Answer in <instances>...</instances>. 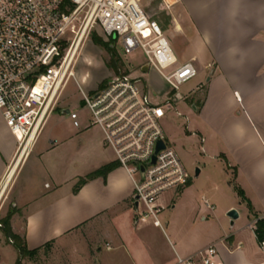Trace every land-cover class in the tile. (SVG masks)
Wrapping results in <instances>:
<instances>
[{"label": "crops", "instance_id": "crops-1", "mask_svg": "<svg viewBox=\"0 0 264 264\" xmlns=\"http://www.w3.org/2000/svg\"><path fill=\"white\" fill-rule=\"evenodd\" d=\"M171 1L176 32L197 40L205 57L197 68L207 94L194 109L224 141L228 166L240 171L231 179L243 180L248 201L210 197L218 210L197 204L182 217L173 215L172 207L161 219L162 229L151 219L137 221L132 179L121 167L74 192L81 178L118 163L103 146L102 130L91 134L86 120V131L42 142L39 137L8 185L4 197L14 208L12 231L29 250L52 242L56 252L59 242L70 238L84 244L87 264H174L178 257L216 246L221 264H264L252 226L264 213V0ZM35 152L15 192V180ZM14 154L8 153L1 177L14 165ZM159 204L165 209V202ZM233 209L239 218L232 224L228 213Z\"/></svg>", "mask_w": 264, "mask_h": 264}, {"label": "built area", "instance_id": "built-area-1", "mask_svg": "<svg viewBox=\"0 0 264 264\" xmlns=\"http://www.w3.org/2000/svg\"><path fill=\"white\" fill-rule=\"evenodd\" d=\"M143 1L0 0V113L17 143L13 162L31 153L69 81L76 78L80 55L95 32L113 48L120 41L127 54L142 50L147 58L142 69L148 65V72L158 73L170 85L174 101L179 100L180 86L194 79L198 69L193 60L180 62L161 25L146 14ZM162 1L170 7L171 0ZM79 89L89 111L87 128L102 130L104 146L132 179L137 221L151 219L163 229L159 197L188 184V173L161 126L166 104L154 103L128 74H116L89 93ZM62 109L70 110L67 116L75 127L82 126L78 111ZM159 141L165 148L156 152ZM260 220L264 213L252 223L254 229ZM260 246L264 249V241ZM217 257L216 246H210L194 256L178 257L174 264H221Z\"/></svg>", "mask_w": 264, "mask_h": 264}, {"label": "rangeland", "instance_id": "rangeland-1", "mask_svg": "<svg viewBox=\"0 0 264 264\" xmlns=\"http://www.w3.org/2000/svg\"><path fill=\"white\" fill-rule=\"evenodd\" d=\"M175 4L174 1H171L170 7L167 8L162 0H144L142 2L146 14L161 25L175 53L181 57L183 62L193 56L199 57L198 61H194L197 67L198 62H203L205 57L201 55L203 53L197 40H188L185 32H176L175 29L178 28L174 26L171 13V8ZM96 39L105 41L100 33L95 32L85 45L75 70L76 78L69 81L59 107L50 116L39 141L41 139L42 142L48 140L49 137L58 135H74L77 132L86 131L83 129V123L88 119L89 111L85 107L79 86L89 93L97 86L101 87L104 81L109 82L117 74L109 65L110 53L103 46L98 45ZM113 51L119 59L120 72L118 74H128L137 80L139 85L149 93L154 103L166 104V117L161 121L166 142L178 153L188 173V184L185 187L169 190L159 197V201L165 202L166 205L160 218L164 219L172 207H174L173 215L180 217L187 214L192 208L194 209V205L207 207L202 197L208 198L214 209L217 207L210 197L226 198L227 200L238 199L241 203L243 199L239 195L238 189L246 191L241 184L243 180L231 179V175L234 177L240 171L228 166L227 159L230 160V154L224 141L218 136H214L213 130L202 114L194 109V106L198 107L204 102L207 83L203 84L201 77L197 75L188 83L180 86L177 94H180L182 98L174 101L170 85L158 73L142 71V66L147 63V58L142 50L127 54L118 41ZM63 107L78 111L83 122L80 128L74 126L70 117L61 113ZM88 130L91 134L100 132L99 128L94 126H89ZM16 146L17 143L0 113V184L4 178V176L1 177V174L8 162V153L14 154ZM104 148L106 147L104 146ZM36 152L27 166L21 168L15 180V184L17 182L15 192H17L26 171L32 165ZM222 153L223 157L221 158ZM197 169L200 171L198 177H196ZM214 186H217L216 189ZM207 189L210 190L207 191ZM7 198L3 197L0 202V218L2 220L14 212V208L10 201L7 202ZM211 210L209 208V211ZM7 213L8 215H6ZM49 243L51 246L47 247L48 243L42 246L35 257H21L17 248L6 238L3 229H0V264H18L19 259H21L20 264L88 263L84 255V244L66 238L59 242L63 251L57 249L55 252L52 242ZM123 257H127L126 253Z\"/></svg>", "mask_w": 264, "mask_h": 264}, {"label": "trees", "instance_id": "trees-1", "mask_svg": "<svg viewBox=\"0 0 264 264\" xmlns=\"http://www.w3.org/2000/svg\"><path fill=\"white\" fill-rule=\"evenodd\" d=\"M96 43L98 45L103 46L110 53L111 60L109 62V65L118 74L120 72V70H119V59L116 57V54L113 51L114 48H112L111 43H107V42L103 41L102 39H96ZM116 167H119V163L107 165V166L99 169L98 171L88 175L87 177L81 178L79 180V182L77 183V185L75 186L74 192H78V190L90 180H94V179L99 178V177L106 178L108 173H110ZM238 192L244 201H248V199L245 197V193L242 189H238ZM11 218H12V214H10L9 216H7L5 219L2 220L3 225H4L3 231H4L6 238L9 239V241L10 240L13 241L12 244L17 248L21 257H29V258L35 257L38 254L39 249H35V250H29L28 249V247L25 243V240L21 236L15 234L12 231ZM255 234H256L259 242L264 241V220H260L257 222ZM46 246L50 247L51 245H50V243H48ZM20 261H21V259H19L17 263L20 264Z\"/></svg>", "mask_w": 264, "mask_h": 264}, {"label": "water", "instance_id": "water-1", "mask_svg": "<svg viewBox=\"0 0 264 264\" xmlns=\"http://www.w3.org/2000/svg\"><path fill=\"white\" fill-rule=\"evenodd\" d=\"M112 48H113V46H112ZM142 70L144 72H148L149 71V66L148 65L144 66ZM181 98H182L181 96L178 97L179 100ZM69 113H70V110L69 109H66L65 110V114L68 115ZM164 148H165L164 143L162 141H159L158 144H157V147H156V152H158V151H160V150H162ZM152 162L155 163V158H153V161ZM142 170H144V168H142ZM199 174H200V171H199V169H197L196 176H199ZM136 206H138V203H136ZM228 217L232 220V224H233L234 223V220H236V219L239 218V214H238V212L236 210L233 209V210H231L228 213Z\"/></svg>", "mask_w": 264, "mask_h": 264}, {"label": "bare ground", "instance_id": "bare-ground-1", "mask_svg": "<svg viewBox=\"0 0 264 264\" xmlns=\"http://www.w3.org/2000/svg\"><path fill=\"white\" fill-rule=\"evenodd\" d=\"M21 159L19 160H16L14 162V165L12 166V168L10 169V171L8 172L7 176H6V179L4 181V183L2 184L1 188H0V198L1 196L3 195L4 191L7 189L8 185L10 184L12 178H13V175L16 171V168L18 167L19 165V162H20Z\"/></svg>", "mask_w": 264, "mask_h": 264}, {"label": "flooded vegetation", "instance_id": "flooded-vegetation-1", "mask_svg": "<svg viewBox=\"0 0 264 264\" xmlns=\"http://www.w3.org/2000/svg\"><path fill=\"white\" fill-rule=\"evenodd\" d=\"M61 112H62V113H65V110H64V109H61Z\"/></svg>", "mask_w": 264, "mask_h": 264}]
</instances>
